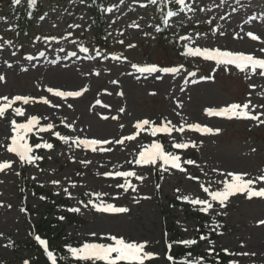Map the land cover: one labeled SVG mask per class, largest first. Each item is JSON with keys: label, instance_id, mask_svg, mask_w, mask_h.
Instances as JSON below:
<instances>
[{"label": "rangeland", "instance_id": "374dc122", "mask_svg": "<svg viewBox=\"0 0 264 264\" xmlns=\"http://www.w3.org/2000/svg\"><path fill=\"white\" fill-rule=\"evenodd\" d=\"M110 1L105 9L112 8V11L104 10L109 51H101L90 26L87 1L83 4L80 0L47 3L41 14L34 19L27 35H16V20L6 16L7 1L0 0V16L6 17L7 21H0V44L4 40H10L13 44L0 48V74L6 77L5 81L0 82V96L8 95L11 98L19 94L49 99V105L36 102L24 106L26 112L40 117L42 123H53L55 131L71 138L79 135L80 138H97L111 142L129 135L135 136L134 140H124L122 144L104 145L105 149H110L104 152L76 148L74 145L69 147L55 137L57 143H53V150L34 149L35 154L44 157L43 160L34 165L25 164L23 167L15 154L0 148V162L14 161L12 169L0 172V264H20L28 255L27 250L16 248L9 241L23 242L28 232V218H39L44 208V199L40 198L44 195H38L35 187L49 192L54 201H66L67 208L80 206V200L87 203L89 199H95L91 193L107 194L102 195L101 199L117 206H126L130 211L126 214H103L92 210L89 205L86 209L82 208L80 213H72L58 205L50 217H59L61 210L75 216L73 223H67L64 219L61 224L67 239H74L78 245L93 239L109 242L99 240L100 233L123 236L126 240H146L149 242L148 250L162 254L161 259L154 260L151 264H165L163 240L164 237L169 238L170 233L164 235V226L169 225L180 232L181 236L176 238L174 244L193 238L197 229L194 217L188 218V213L182 207L171 208L169 200H176V196L181 194L191 198H207L200 184L207 186L211 181L223 179L221 173H247L245 178L253 180L264 174V125L258 126L255 121L244 119L209 116L204 112L208 107L218 108L229 103L243 104L249 101L257 105L256 112H264V108L260 107L264 105V77L253 74L246 78L244 73L232 66L229 72H224L221 66L213 73L215 61L198 60L190 56H187L186 61L173 47L157 43V32L153 28V25L156 26L155 17L147 0H123V3L120 0ZM141 3L146 6L141 7ZM186 3L195 12L180 13L177 5L173 8V11H177V16L173 18L183 23L173 21L170 25L171 29H175L174 37L180 48L185 41H180L179 36L186 35L193 38L190 46L243 51L258 57L262 55L260 48L264 47V0H186ZM202 8L205 10L200 11ZM45 14L46 18L41 21L39 17ZM133 21L141 27H129ZM75 24H79L80 28L69 27ZM212 29L217 31L214 33ZM220 31L224 32L223 36L219 35ZM249 31L258 35L260 40L254 41L247 36ZM68 32L72 35L67 36ZM144 32L149 35L144 36ZM196 33L203 35L197 37ZM37 36H55L57 39L45 42L41 38L34 43ZM121 39L124 40V45L117 42ZM73 41L76 43L73 44ZM128 43H135L137 47L128 49ZM80 44L88 47L89 51L81 52L77 46ZM13 51L16 52L14 57ZM40 51H44L45 55L39 56ZM72 51L77 55L68 56L67 53ZM98 51L101 53L99 57L96 56ZM26 54L34 59L26 60ZM112 55L121 59L114 60ZM104 56H108V59H103ZM5 61L11 63L12 67H7ZM132 63L141 66L146 63L159 66L183 64L184 68L178 75L166 74L162 80L157 81L153 77L145 79L141 76L137 79L140 74L131 68ZM21 68L28 70L21 71ZM188 71H196V79L209 75L214 76V79L192 84L193 77L187 76ZM95 72L100 75H95ZM129 72L132 75H128ZM113 80L119 83L114 85L111 83ZM46 87L60 90L86 88V91L81 97L58 98L47 93ZM120 91H123V96L116 94ZM152 92L156 94L151 95ZM97 99L102 103L96 104ZM177 101L182 102V108H177ZM68 103L73 107L68 108ZM52 104L61 106L53 108ZM16 106L21 105L18 102ZM120 108L125 111L120 112ZM177 112L181 115L177 116ZM104 116L108 119L102 118ZM114 116L118 119H112ZM44 117H48V120H44ZM11 118L12 114L9 112L8 120ZM145 118L157 124L167 118L177 127L182 122L200 123L221 131L202 135L186 128L184 133L173 132L171 136L163 134L165 149L181 155L182 161L192 159L196 162L194 165H184L187 168L186 173L171 169L164 172L151 165L138 166L130 163L137 157L142 146L158 139V134L153 137L150 132L135 129V123ZM8 120L0 119V143L8 142ZM61 120L66 123L74 122L73 129L66 128L60 123ZM53 137L46 133H41L39 137L30 134L29 143L34 145L37 142H51ZM173 139L185 143L194 141L197 147L176 150L171 144ZM213 168L220 171L213 173ZM117 170H133L144 177L143 181L131 178L137 185L138 192L129 190L125 193L123 189L116 187L123 182V178L103 175L105 172ZM17 171L20 175H16ZM156 171L161 174L159 193L155 187ZM188 176L199 179H189ZM53 180L61 183L54 185L51 183ZM23 181L32 186L25 193L21 189ZM72 183L76 184L75 188L71 186ZM212 186L213 189L218 187L215 183ZM254 186L264 187V182L257 181ZM65 187L74 198L70 199L65 195ZM176 189L180 192L177 193ZM85 193L89 195L86 196ZM117 194L118 198L113 199ZM144 196H150L151 199H143ZM25 204L35 213L27 216L22 212L21 206ZM198 207L194 208L196 213ZM215 207L217 212L226 214L216 216L222 222L217 233L223 234H217L213 241L214 248L222 251L226 248L231 253H255L254 256H229L230 259L237 260L238 264H264V225L258 223L264 220V198L248 199L237 194L229 198L226 208L220 209L218 203ZM201 214L206 228L214 225L216 220L213 221L210 215ZM92 232L97 233L96 238L89 235ZM200 244L201 254L211 257L207 253V242L201 241Z\"/></svg>", "mask_w": 264, "mask_h": 264}, {"label": "snow or ice", "instance_id": "6c2138e0", "mask_svg": "<svg viewBox=\"0 0 264 264\" xmlns=\"http://www.w3.org/2000/svg\"><path fill=\"white\" fill-rule=\"evenodd\" d=\"M83 4L85 0H80ZM123 3V0H120ZM134 2H138V0H134ZM22 0H12L13 5H20ZM38 3V0H27V5L29 8L34 9ZM177 4L179 7L177 9L178 12L183 13L185 11L195 12V9L192 8L186 0H147V4L149 5H158V4ZM141 7H145L144 3H141ZM115 7V5L113 6ZM105 11H112V8H106ZM205 9H200V11H204ZM177 11H173L169 9L167 12L162 15V23L165 26L170 24V20L173 17L177 16ZM236 11V9H233ZM46 15H41L39 19L43 21L46 18ZM31 16V13H29ZM254 19V18H253ZM0 21H6V17L0 16ZM199 22V21H197ZM55 27V25H54ZM70 28H80L79 24L69 25ZM131 28L139 29L141 27L140 24L135 21L129 25ZM154 31L159 32L161 29L157 26H154ZM215 33L217 30L212 29ZM122 34V33H121ZM27 35V33H25ZM72 33L68 32L67 36H71ZM144 36H148L149 33L144 32ZM197 37L203 35L201 33L195 34ZM219 35L223 36L224 32L220 31ZM252 40L257 41L260 40L258 35L253 34V32L249 31L247 33ZM44 39L45 42L50 40H56L55 36H45L40 37L37 36L34 38L33 42L36 40ZM191 36L181 35L179 36L180 41H185L182 45L183 51L181 55H186L190 57H201L207 61H215L216 67L212 69L213 73L217 71L221 66L223 67L224 72L230 71V66H234L235 69L245 74V77L248 78L253 74H258L260 77H264V47L260 48L261 56H256L251 53H245L243 51H229V50H221L219 48H208V47H200V46H190L192 41ZM119 44L124 45V40L117 41ZM73 44L76 42L73 41ZM3 45L13 46L12 41L4 40L3 44H0V48H3ZM81 52L87 53L89 51L88 47L80 44L77 45ZM128 49H133L137 47L135 43H128L126 45ZM60 51H64V49H60ZM16 52H12V56L14 57ZM39 56H44V51H40L38 53ZM68 56H76L77 53L75 51L68 52ZM96 56H101V53L96 52ZM66 58V57H65ZM26 60L34 59L30 54L25 55ZM103 59H108V56H104ZM112 59L120 60L121 57L112 55ZM127 60V57L123 58ZM7 67L11 68L12 64L8 61H5ZM35 67V65H33ZM131 68L134 69L140 75L136 78L139 79L141 76L147 79L148 77H153L155 80L160 81L164 78L166 74H172L173 76L181 73V70L184 68L183 64L178 66H159L155 63H146L144 65H138L136 63L131 64ZM27 68H21V71H27ZM128 75H132L131 72L127 73ZM95 75H100L99 72H95ZM188 77H193L191 80L192 84H197L199 81L203 80H213L214 76H200L199 79H196L197 72L196 71H188ZM6 80V77L0 74V82ZM112 84H118L119 81L113 80ZM249 87H255L254 85H249ZM184 91L183 88L180 89ZM86 91L85 89L81 90H60L54 87H46V92L54 95L58 98H77L81 97L82 94ZM107 91V90H105ZM111 95V93H108ZM119 96H123V91L116 93ZM151 95H155V92L150 93ZM21 106H16L17 103ZM36 102H43L45 105L51 104L50 100L45 97H32L30 95H14L11 98L8 95L0 96V119L8 120V114L11 112L12 118L8 120L9 124V134L6 136V143H0V148H4L6 152L15 154L18 157L20 166L23 167L25 164L34 165L37 161H41L44 159L43 156L37 155L34 153V149H46L53 150L54 144L51 142H37L34 145L29 143L30 134H35L37 137L40 136L41 133H46L51 136L56 137L59 141L68 144L69 147L73 145L76 148H85L91 149L92 151H110V149H105L103 146L109 143L122 144L124 140H134L135 136L129 135L126 137H122L119 140L108 141L104 139L97 138H80L77 135L75 138H71L66 135H62L60 132L55 131V125L51 122L42 123L41 118L37 115H29L26 112V108L24 106L34 104ZM96 104H101V100L97 99ZM53 108H59L61 105L52 104ZM68 108H72L73 105L68 103ZM107 108L108 105H102ZM177 108H182L183 104L180 101H177ZM264 108V105L260 106ZM257 105L251 104V102H246L243 104L239 103H229L225 106L221 107H208L204 109V112L209 116L227 118V119H244L255 121L258 126L264 125V112H256ZM120 112H124V108L119 109ZM255 112V114H253ZM177 116H180L181 113L177 112ZM17 118H20L18 120ZM104 119H108L107 116L102 117ZM44 120H48V117H44ZM112 119H118V117H112ZM61 124L68 129H73L74 122L66 123L65 120L60 121ZM123 128V125H120ZM135 129L139 131L150 132L153 137H156L157 134H168L171 136L173 132L184 133L185 129L194 131L196 133L204 134H213L219 133L221 130L219 128H212L205 125H201L200 123H181L180 127H177L173 122L167 118L163 119L159 124L156 122L149 120L147 118L138 120L135 125ZM42 139V138H41ZM71 141V143H69ZM202 143V141H201ZM172 147L176 150L188 149L189 147L196 148L197 145L194 141L185 142H176L175 139L171 141ZM255 151V149H253ZM51 159V157H49ZM14 161H3L0 162V172L8 169H12ZM86 163V162H84ZM130 163H134L138 166H146L151 165L153 167H158L162 169L164 172H168L171 170H178L181 173H186L187 168L184 165H194L196 162L192 159H187L182 161L181 155L176 154L174 151H168L165 149L164 145L159 142L158 139H154L149 145L142 146V149L139 150L137 157L134 161H130ZM203 171V169H201ZM213 173L219 172L220 170L217 168H213L211 170ZM16 175H20V172L17 171ZM77 175H80L79 173ZM104 176L108 177H120L123 178V182L116 185V187L123 189L125 193L131 190L133 193L138 192L137 185L132 182L131 178H135L137 180L143 181L144 177L137 174L136 171L133 170H117L114 172H105ZM207 175V174H206ZM223 179H217L215 181L209 182L207 186L204 184H200V188L203 193L206 194L207 198H191L189 195H177V200H182L187 202L191 207H198V212L210 215L213 221L216 220V216L225 215L224 212H217L215 205L218 203L220 209H224L227 207V203L229 202L230 197H234L237 194L244 195L246 198L251 199L254 197L264 198V187H255L254 185L257 181L264 182V174L257 176L256 180L246 179L247 173H237V172H226L221 173ZM189 179L198 180V177L188 176ZM35 179V177H33ZM54 185H59L61 182L58 180L51 181ZM213 183H215L218 187L213 189ZM71 186L73 188L76 187L75 183H72ZM222 186V187H219ZM157 189L160 188V185L157 184L155 186ZM177 193L180 192L179 189H176ZM63 192L65 195L72 199V193L69 192L68 188H63ZM59 193H57L58 195ZM85 195H89V193H85ZM102 195H107L104 193L94 192L91 193V196L95 199H89L87 203L83 200L78 201L80 206L68 207L65 210L72 213H80L82 208L86 209L91 205L92 210L103 213V214H126L130 211V209L126 206H117L114 203L105 202V200L101 199ZM118 195L113 197V199L118 198ZM41 199H47V197L41 196ZM143 199H151L150 196H144ZM135 203H139L138 200H134ZM10 207V206H9ZM22 212H26V208L20 209ZM215 212V215L212 213ZM59 220H64L65 217H58ZM260 225H264V220H260L258 222ZM207 227V225H206ZM216 227H219L218 224L213 225V228L210 230H214ZM186 230V229H185ZM199 232V229H196ZM218 235H222L223 233H217ZM2 235V234H0ZM89 235L93 238L97 237V233L92 232ZM35 240L38 241L39 245L44 246L43 252L46 255L50 264H58V262L67 261L68 264H151L152 261L161 259L162 254L159 252H154L148 250L149 242L148 241H135V240H126L123 236L114 235L111 233H100L99 240H107L109 242H98L96 239H93L91 242L84 241L79 245H71L66 244L63 246V250L65 251V255L58 256L54 253V250L49 249V245L46 239L41 238L40 235L35 236ZM200 241H207L209 247L207 248L208 256H212L214 254V242L210 239V237L206 234L201 233L197 238L184 239L177 242L178 245H196ZM11 244V241H9ZM243 246V245H242ZM173 243L171 241H167L165 244L166 251L163 253V258L166 259L169 264H209V262L205 259L204 256H194L191 251L186 250L182 256H175L173 254ZM225 255H237V256H248L255 255V253H231L228 249H223ZM23 264H30V261L25 259ZM215 264H222V261L219 259V255L216 256ZM228 264H238L237 260L230 259Z\"/></svg>", "mask_w": 264, "mask_h": 264}, {"label": "trees", "instance_id": "16d2710c", "mask_svg": "<svg viewBox=\"0 0 264 264\" xmlns=\"http://www.w3.org/2000/svg\"><path fill=\"white\" fill-rule=\"evenodd\" d=\"M45 1L47 0H38L36 7L32 9L28 7L27 0L25 1L22 0V3L20 5H13L12 0H9V4H8L9 16L19 17V22H21V25L23 27H25L26 24L27 25L30 24L32 18L34 17L35 14H37L40 11L42 4ZM88 1L90 7H93V11H92L94 15V19L92 21L93 24H98L99 29L103 30L101 8L103 2L106 0H88ZM155 7H157L158 12L160 13L159 15L160 20H162V15L165 10L164 5L158 4L155 5ZM29 13H31V16H29ZM161 28H162L161 37L164 39H169L168 35H166L165 25L162 22H161ZM100 39L103 41L105 40L103 32H101ZM27 184L28 183L22 184L23 192L26 190L28 186ZM36 190L38 194H45V197H47V199H45L46 204L44 210L40 213L39 218H37L36 220H30V226L28 229V235L26 239L23 242H13V244L15 245L16 248H25L28 250L29 256L25 259L29 260L30 264H50V261L47 260L46 255L43 252L44 246L42 247L41 245H39L38 241L35 240V236L38 234L40 235L41 238L46 239L49 245V249L54 250V253L58 256H63L66 254L65 251L63 250V246L68 244L70 241L65 239V235L63 234V227L60 225V222L57 219L50 217L52 209L57 205V203H52L53 198L49 193L37 188ZM171 205L172 207H177L180 205V203L178 201L171 200ZM24 208L27 209L26 212L28 214L31 215L34 213L33 210H31L28 206H24ZM196 218L200 219L201 217L196 216ZM71 221L72 219H69V222ZM210 239H212L211 235H210ZM73 245L76 246V244ZM186 250L191 251L193 254L197 253L195 248L176 246L173 247V254L179 257L182 256ZM217 254L219 255V259L222 261V264H225L227 257L219 252L216 253V256ZM206 260L209 262V264H215L216 257L214 261L210 259H206ZM20 264H23V262H21ZM58 264H68V262L67 261L58 262ZM165 264H169V262L166 260Z\"/></svg>", "mask_w": 264, "mask_h": 264}]
</instances>
